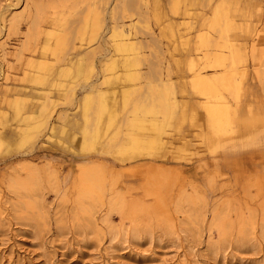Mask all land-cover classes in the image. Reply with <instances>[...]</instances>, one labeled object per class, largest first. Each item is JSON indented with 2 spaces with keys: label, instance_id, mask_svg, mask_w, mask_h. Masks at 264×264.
I'll use <instances>...</instances> for the list:
<instances>
[{
  "label": "rangeland",
  "instance_id": "rangeland-1",
  "mask_svg": "<svg viewBox=\"0 0 264 264\" xmlns=\"http://www.w3.org/2000/svg\"><path fill=\"white\" fill-rule=\"evenodd\" d=\"M59 1L65 5L42 11L35 0H0V264H264V0H145L143 26L131 29L140 54L138 74L133 79L125 70H95L89 79L115 116L111 122L109 110L103 112L98 136L84 151L77 107L86 77L58 74L73 51L58 62L48 56L42 81L33 79L35 65L45 59L43 29L55 28L62 13L63 25L56 28L71 32L70 42L79 45L72 8L82 16L94 0ZM104 3V27L98 38L89 42L88 32L84 41V48L94 50L97 68L111 53L119 60L125 53L114 51L117 38L110 29L127 34L138 20L124 7L113 16L116 0ZM222 3L237 20L226 32L232 43L246 47L241 55L248 63L243 75L235 74L238 99L224 92L234 130L228 138L217 133L216 123L212 129L206 125L204 95L191 70L202 68L216 82V57L223 64L230 60L224 25L207 26ZM155 85L162 95L165 87L174 95L163 133L135 125L144 114L133 111L134 102L158 100V91L149 93ZM17 100L23 102L19 108ZM60 113L70 118L63 135L49 127L64 124ZM145 119L165 121L162 114ZM88 126L94 127L92 120ZM26 135L36 140L17 144ZM28 193L43 211L40 205L27 208L33 201ZM39 213L46 222L35 227L30 217ZM107 223L128 230L138 225L144 235L138 242L110 243ZM212 240L220 252L209 250Z\"/></svg>",
  "mask_w": 264,
  "mask_h": 264
},
{
  "label": "bare ground",
  "instance_id": "bare-ground-1",
  "mask_svg": "<svg viewBox=\"0 0 264 264\" xmlns=\"http://www.w3.org/2000/svg\"><path fill=\"white\" fill-rule=\"evenodd\" d=\"M35 1H37L36 2L37 9L42 10V11H43V9L45 10V8H47V7L56 8L59 4H60V7L65 5V4H62L60 1L58 3L57 2L58 0H35ZM41 1H43V2H41ZM105 1H107V0H105ZM105 1L104 0L90 1L91 3L89 2V4L87 5L86 10H85L84 14H82V16H78V14H80V13H77V10H74L71 7L72 10L74 11L73 16H75V18H76V20H73V21H75L76 24H78L77 27H74V28H76V33L80 36L79 37L80 38L79 45L76 44V42H72V41L70 42L69 37H70L71 32H69V33L61 32L60 30H58L56 28L58 25H60V26L63 25L64 19L62 18L63 17L62 13L60 14V18H55V22H56L55 28H46V29L44 28L43 29L44 39H43V43L41 46V54H42V56L45 57V59L39 60L37 62V64L35 65L37 72H34V73L32 72L35 75L33 77L34 82L40 83L42 81V73H40V71H43L44 69H46L48 67L47 66L48 65V63H47L48 62V56L53 57V59L56 62H58V60H61V59L64 60V58H65L64 55L67 54V52H66L67 50L71 49L73 51L72 53L68 54L70 56L69 57L70 63L66 64L64 68H59L58 74L61 76H66V77H73V78L77 77V79H79L81 76L86 77L85 82L83 84H81V87L84 88V94L78 99L80 101V103L77 107L80 109L81 116L83 119V126L81 128V130L83 132V138H82V141L80 142L81 150H83V151L87 147L91 146V144L97 138V136H98V131H97L98 124L101 120V116H102L103 112L105 110H109L111 122L114 121V116H115V113H113V109H111V107L107 106V103L104 100V95L102 93H100V91L99 92L95 91V89H96L95 87L97 85L96 84L97 82L95 80L89 81L91 75L94 73L95 70H97L100 74H103V75H104L103 72L107 71V70L113 71V72H115L114 74H117V75H119L121 72H123L125 70L124 73H126L127 78H128V76H130L134 79L135 76L138 74V70L136 69V66H138L140 64V54H139V51H137L138 46H137V43L134 41V39H136V36L134 35L135 37H133V35H132L133 32L131 31V29L137 30V28H138L137 25L143 26V25H141V22L144 21L145 16L143 15V13H141L140 10L143 8L142 3L145 2V0H124V2L122 4H120V0H116L117 8L115 9V11H114V8H112V10L110 11L111 14L114 16L116 13L119 12L120 7H124L125 8V14L127 16H130V17L137 16V18H138V20H134L128 25L130 33L125 34L122 32L121 29L117 30L114 27L112 29H110L111 35H113V36H115V38H117L113 44L114 45V47H113L114 51L115 52L116 51L123 52V53L125 52L122 55V57L120 58V60L116 58L115 53H111L110 56L105 61H102V67L97 68V65H96V62L94 59V57H95L94 50L90 49V47L84 48V46H85L84 41L86 40V34L88 32H90L89 42H91L92 40H95L96 38H98L99 33L101 32L100 29L102 27H104V25H105V23H104L105 20L103 17L104 12H103V9L101 10V6H102V4H105L104 3ZM82 2H83V0H82ZM84 2H85V0H84ZM71 3H72V0H71ZM77 5H78V3H77ZM84 6H86V5H84ZM48 22H50V21H48ZM236 24H237L236 18L234 17V15H232L230 13L229 7L226 6L224 3L218 4V6L215 7L214 12H213V16L207 23V26L210 28H217V27H219L218 25H224V28H222V30H225V31H223L222 33L225 32V35L228 38L227 47L230 49V52H231V57L229 58L230 60L227 64L222 63V60H221L222 58H220V56L216 57V59L214 61V66L218 67V71H219V75L216 78L217 79L216 82H214L213 78L209 77L208 74H206V72L202 68L196 69V68L191 67V70H193V74H194L195 78L199 82L198 88L200 89V93L202 95H204V104H205V109H206V114H207L206 125L208 126V128L212 129L213 125L216 123L219 127L217 133L224 135L227 138L230 137V135L234 132V130H233V125H232L233 121L230 119V116H229V109H230L231 105H230V102L226 99L225 93H229L233 98L238 99L239 93L241 90V83L235 77V74L241 73V75H243L245 68L248 66L247 59L241 55V51L242 52L245 51L246 47L243 45L240 48L238 46V45H240V43L239 44H237L236 42L232 43L231 39H230L231 38L230 34H228L226 32V30L236 27ZM68 25H69V22H68ZM63 31H65V30H63ZM68 34H69V37H68ZM251 40H252L253 45H255L254 42L256 40V37L251 38ZM73 41H74V39H73ZM77 79H75V82ZM57 82L58 81L54 80L53 86L58 85ZM60 85L62 86V82L60 83ZM73 86H75V84ZM165 88H166L165 89L166 91L163 95H162L163 91H162V88L160 87V85H155V86H153L152 89H150V91H149L150 94H152L154 92V90H156L159 92V94L162 95L160 98H158V100H151L150 99V101H149L148 99L139 98L134 102L133 111H135L136 113L142 112L144 114V118L141 119V122L135 123L136 126L141 127V128L156 130V131L163 133L166 126L170 123V116H171V110L173 107V99H174V95H172L173 91L169 87H165ZM60 89L65 91V89H63L61 87H60ZM96 90H98V89H96ZM125 90L127 92V90H128L127 87ZM63 91H61V92H63ZM71 91H72V93H75V89L73 87L71 88ZM94 93H98V95H99L98 96L99 97L98 102H96V100H94L95 99ZM66 95H67V90L65 91V96ZM152 101H155V102H152ZM22 104H23L22 100H17V102H16L17 108H19ZM45 104L46 103L44 102L43 105H45ZM235 104H236V102H235ZM147 114L152 115V118H155V119H158V114H162L165 121L160 123V122H156L155 120L145 119ZM227 114L229 116V119H226L223 122L222 117L227 116ZM60 118L62 119L64 124L60 126L59 130L56 129L57 127L54 123H53V126L50 125L49 127H52V128H50V131H55V132L58 131L61 135H63L67 131V126H68V122L70 121V118H68L67 114L62 115L61 113H60ZM91 120L93 121V126H94L92 129H90L88 126V124H90ZM136 121H138V120H136ZM50 124H51V122H50ZM200 136H202V135H200ZM20 137H21V140H19L17 142V144H20V145H24V143L29 141V139L36 140L35 139L36 136H33V135H31V136L26 135V136H20ZM71 137H72V135H71ZM73 139H75V138H73ZM56 142H59V140H57ZM61 143H59V144H61ZM2 144H3V138L0 136V146ZM118 156L123 158L124 153L118 152ZM33 168L36 169L37 167L35 166ZM31 174H33V173L31 172ZM35 179H36V177H35ZM24 183H26V182H24ZM35 183H33V184H35ZM20 185H22V184H20ZM24 185L25 184H23V187H24ZM34 187L36 189L35 191H37L38 189H37L36 185H34ZM34 187H32V188H34ZM23 190H25V189H23ZM27 191L25 190L24 192H27ZM32 191H34V189H32ZM18 193H19V191H18ZM29 194L30 193H28L27 196ZM20 195H22V194H20ZM23 196H26V195H23ZM29 196L32 198L31 194ZM26 198H28V197H25V199ZM31 200H33V201H31V202L27 201V203H29L28 205L26 204L27 208L35 209V207H36V209H37V207H38V205H40V203H37L38 201L34 202L36 199L34 200L32 198ZM41 207L42 206L40 205V209H41ZM38 209H39V207H38ZM190 211H191V209L189 210V212ZM29 212L31 213V211H29ZM190 214H191V212H190ZM87 217L89 218V216H87ZM30 218L32 219V222L35 223V227H39L40 222H42V224L44 221L46 222V217H45V214H43V213H39L35 217H30ZM192 218L194 219V215ZM195 219H194V221H195ZM90 222H91V220H90ZM90 222L88 223L87 221H85V223H88L85 226L89 227L91 224ZM57 225H58V230H61V226H59V224H57ZM77 226L79 229L82 228V225H80V224H78ZM247 226H248V223H247ZM107 229H108L107 235L109 237L110 243L114 242V241L119 242V243L138 242V241H140V239H142V236L144 235V230L142 231L138 225H135L134 227H130L129 230L124 225H122L120 227H114L112 225L110 227V225H109ZM262 229L264 230V228H262ZM243 230H245V229H243ZM263 230H261V231H263ZM245 231H248V229ZM245 231H243V232H245ZM145 232H147V231H145ZM148 232H150V231H148ZM262 233L264 234V232H261L260 235L263 237ZM243 236H244V234H243ZM243 236L241 235L240 237L243 238ZM220 239L219 240L217 239V240L220 241ZM225 240L228 241L227 239H225ZM218 241L212 240L211 243L209 242L210 243V245L208 244L209 250H210V246H211V247H213L212 249L214 251H216L218 249V246H219ZM221 244H222V242L220 243V245ZM227 245H228V243H227ZM217 251L220 252L221 249L217 250ZM211 252H212V250H211ZM215 253H214V255H215ZM183 264H188V263H187V261H185V262H183Z\"/></svg>",
  "mask_w": 264,
  "mask_h": 264
}]
</instances>
